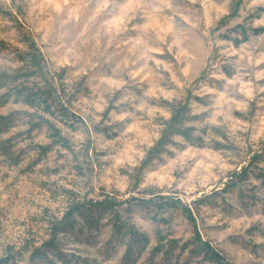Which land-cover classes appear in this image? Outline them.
Instances as JSON below:
<instances>
[{"label":"rangeland","instance_id":"1","mask_svg":"<svg viewBox=\"0 0 264 264\" xmlns=\"http://www.w3.org/2000/svg\"><path fill=\"white\" fill-rule=\"evenodd\" d=\"M258 8L0 0V73L40 50L66 109L46 118L69 146L29 126L22 103L0 106V264H209L196 233L229 264H264V158L249 163L264 147V34L234 30L264 28ZM178 102L197 145L175 137L144 163Z\"/></svg>","mask_w":264,"mask_h":264},{"label":"trees","instance_id":"2","mask_svg":"<svg viewBox=\"0 0 264 264\" xmlns=\"http://www.w3.org/2000/svg\"><path fill=\"white\" fill-rule=\"evenodd\" d=\"M255 15H264V8L256 9ZM234 30H240L244 36V41H247L249 36L264 34V28L249 27L246 29L243 26H237ZM248 32L249 35H247ZM236 43L238 44L239 42ZM20 59L22 66L18 70L11 74L0 73V90H7L0 96V106H4L10 98H13L14 102L22 103L32 109L33 113L25 114L29 121L27 124L33 128L45 127L53 144L69 149L67 140L61 136V130L46 118V116L55 117V111L62 114L66 113V109L62 105L63 92L57 85L56 79L45 70L43 56L33 43L28 44V52ZM169 107L170 118L164 122L160 137L148 151L144 163L153 160V158L164 152L169 145H173L175 137H180L191 145H197L198 143V138L195 137L196 129L194 126L187 125L193 119L189 114L187 102L174 103ZM38 113H41V115ZM261 151L260 153H254L250 159V165L264 158V147ZM242 175H246V168L240 173H233L230 181ZM257 177L261 179L259 180L260 184L264 186V174ZM99 205L106 209H112L116 206V203L104 202ZM182 209L186 219L194 223L190 210L187 207ZM81 210L82 206L80 204L71 205L59 225L54 227L61 228L69 224L73 216ZM194 238L196 249L203 255L205 262L209 264H229L221 253L212 249L207 242L202 241L197 233Z\"/></svg>","mask_w":264,"mask_h":264}]
</instances>
